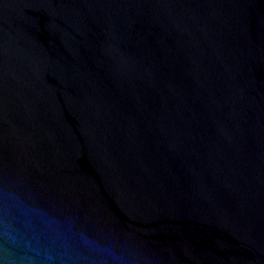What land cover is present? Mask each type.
I'll return each instance as SVG.
<instances>
[{"label": "water", "instance_id": "1", "mask_svg": "<svg viewBox=\"0 0 264 264\" xmlns=\"http://www.w3.org/2000/svg\"><path fill=\"white\" fill-rule=\"evenodd\" d=\"M0 264H264V0H0Z\"/></svg>", "mask_w": 264, "mask_h": 264}]
</instances>
